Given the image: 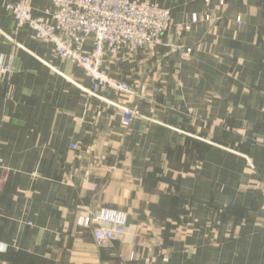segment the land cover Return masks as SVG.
I'll return each instance as SVG.
<instances>
[{"label":"crops","instance_id":"0c3cea01","mask_svg":"<svg viewBox=\"0 0 264 264\" xmlns=\"http://www.w3.org/2000/svg\"><path fill=\"white\" fill-rule=\"evenodd\" d=\"M21 1L0 0V65L10 66L0 81V264H196L182 256L191 245L217 264H264V0H209L221 16L214 25L203 19V0H139L168 9L175 25L199 16L182 38L194 47L189 60H175L180 36L172 27L154 55L105 63L109 76L146 87L139 99L89 95L80 68L29 27L16 28L6 5ZM26 2L36 18L52 8L48 0ZM108 102L136 104L128 128ZM225 122L239 133L221 129ZM245 129L259 141L244 155L209 143L216 135L241 143ZM168 166L178 174L173 183ZM99 207L129 216L123 240L108 247L75 223L79 211ZM232 212L244 215L234 223L236 240L226 239ZM161 213L178 229L167 255L131 261L136 235L151 231L150 214Z\"/></svg>","mask_w":264,"mask_h":264},{"label":"built area","instance_id":"2783aa9c","mask_svg":"<svg viewBox=\"0 0 264 264\" xmlns=\"http://www.w3.org/2000/svg\"><path fill=\"white\" fill-rule=\"evenodd\" d=\"M26 1L6 5L16 28L29 27L37 41L52 45L60 59L80 68L90 78L89 95L98 98L106 91L135 96L129 84L104 72L105 63L117 64L133 59L138 53H155L165 33L173 27L169 10L150 2L48 0L52 8L45 11L44 17L36 18ZM197 20L193 15L192 21ZM237 24H241L240 20ZM87 43L91 45L89 49ZM190 51L191 48H186L181 56H188ZM9 69V65H0V81ZM109 103L120 110L121 126L128 128L136 109ZM71 148L76 150L78 145L73 143ZM127 217L121 210L102 207L80 216L77 225L89 228L97 245H105L124 237Z\"/></svg>","mask_w":264,"mask_h":264},{"label":"rangeland","instance_id":"374dc122","mask_svg":"<svg viewBox=\"0 0 264 264\" xmlns=\"http://www.w3.org/2000/svg\"><path fill=\"white\" fill-rule=\"evenodd\" d=\"M203 2H204V5H205V8H206V10L204 12V15H203L204 21L205 22H212L211 24H213V25L216 24L221 18V16L214 15V14H216L215 12H217V9L215 8L213 10V8H210L209 7V1L203 0ZM224 5H225V3L223 1H221L219 3V5L217 6V8L219 9V8L223 7ZM196 16L198 17L197 22H193L192 21V17H193L192 16L189 21H184V22H182L180 24H176V25L173 23V28L176 30L177 34L180 36L179 37L180 41H178L177 47L172 52L175 55L174 56L175 60L178 61V62L179 61H184V60H189L191 58V56L193 55V53H194V47L193 46H187V45L183 44L182 43V38L184 36V33L189 32L190 30H192L193 26L196 25V23H198L199 16L198 15H196ZM239 20H240V18L238 17L236 19V22H238ZM240 22H241V20H240ZM162 44H163V40H162ZM160 47H162V45ZM186 48H191V51H190L189 54H187L188 56H183L182 55L183 56L182 57L181 56L182 51H184ZM154 54L155 53H153V55ZM147 55H149V54H147ZM151 55L152 54H150V56ZM134 58L131 59V60H126V61L121 60V61L122 62H132V60H134ZM119 64H122V63L119 62L116 65H119ZM103 69H105V68H103ZM111 78L115 79V80L122 81V82H126L127 84H129L130 87L132 88V91L135 94V98L136 99H139L140 93L142 94V96H143V94L146 93V87L145 86H141L139 88H136L135 86H133L131 83H128L127 81H124V80H121V79H116V78H113V77H111ZM96 98H98V97H96ZM135 105L136 104H134V106H131V108H135L136 109ZM136 116H137V112L135 110V117ZM219 126H220L221 129H225L226 131H230V132H233V133H236V134L239 133L238 132L239 128L236 127V128L233 129L231 127V125L228 124L227 122H225L224 124L222 123ZM245 130H247L246 138L241 143L236 142L234 144V142H231V141L227 142V140L225 138H223L221 136L219 137L218 135H216L213 138L212 141H209V143H210V145L214 146L216 148V150H218V151L234 152V153H238V154L244 155L246 153V151L248 150V148L252 144L258 143V141H259L258 132H254V131H251L249 129H245ZM194 139H196L197 142H202L201 140H203V138H201L199 136H196V138H194ZM204 140H206V139H204ZM201 146H203V145H201V144L194 145L193 150L195 152H197V155H199V152H201L200 149H199V148H201ZM248 162H249V160H248ZM197 163L198 162L196 160V164ZM164 170H165L164 173H166V176H167V180H170L173 183L175 178H177L178 174H173V172H170L171 166H168V168L164 169ZM247 171L251 172V173L252 172L254 173V169L252 168L250 162H249V164L247 166ZM168 206H171V199L169 198V196H168ZM99 208H102V207H99ZM99 208H96V209H99ZM104 208H107V207H104ZM96 209L82 210L81 212L79 211L80 213L78 212V215L75 218L76 225H77V221H78L80 216L85 215V214L89 213V211H93V210H96ZM121 211H123V210H121ZM123 212H125V211H123ZM221 212L222 211H220V210H216L213 213V217H214L215 222H219V221L222 220L223 213H221ZM234 212H232L231 214H227V216H229L228 222H230L231 224H234V223L239 222V221L244 219V215L243 214H241L240 212H236V213H234ZM125 213L127 214V212H125ZM173 215H175V214H173V213H171L169 211L166 213V216L168 218H170ZM127 216H128V214H127ZM162 217H165L164 214H162V213L159 214V215L157 214L156 219H155L153 214H150V221H151V226H152L153 229L151 228V231H150V230H147V228H143V229H141L142 232H140L139 234L136 235L137 238H138V244H140V246L138 247L139 250H137V247H136V249L133 250L130 253V260L131 261L136 259V258H138V257H142V255L146 254V253H149L150 256H153L154 253L160 254L161 252L164 253V256L167 255L165 253L166 249L168 248V241H169V239H167V238H169L170 235L173 236V234H175L178 229L174 228V227H177V226L174 225L171 222H167L166 224H164L163 220H162ZM183 217H184V215H183ZM127 218H129V216ZM149 223L150 222L147 221V224H149ZM127 225H128V222H127ZM78 227H80V226H78ZM80 228H83V227H80ZM83 229L89 230L91 232V230L89 228H83ZM126 229H127V227H126ZM159 232H160V234H159ZM91 235H92V232H91ZM226 235H227L226 239H228V240H236L238 238L239 235H238V228L236 227V224H234L233 226H231L230 228L227 229ZM148 236H152L153 237V241L151 242V244L149 243V240L147 239ZM123 238L121 240H123ZM93 240H94V238H93ZM121 240H119V241H121ZM165 240H167V241L165 242ZM119 241H116V242H119ZM112 242H115V241H112ZM112 242H110L108 244H105V245H97L95 243V241H94V243L98 247H108L109 245H111ZM205 248L209 249V247H207V246H205ZM181 251H182L183 258H186L187 260H195L194 263H196V264H217L219 262L217 260L211 259L210 256L196 254L197 250L192 245L191 246H185ZM205 252H207V251H205ZM205 252H203V253L205 254ZM208 253H210V252H208ZM166 260L167 259L163 258L164 262H166Z\"/></svg>","mask_w":264,"mask_h":264}]
</instances>
